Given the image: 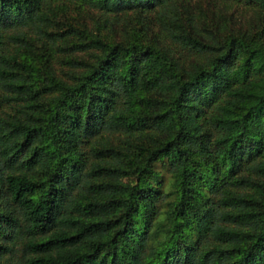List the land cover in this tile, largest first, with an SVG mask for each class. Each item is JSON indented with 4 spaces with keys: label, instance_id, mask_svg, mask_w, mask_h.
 I'll list each match as a JSON object with an SVG mask.
<instances>
[{
    "label": "trees",
    "instance_id": "1",
    "mask_svg": "<svg viewBox=\"0 0 264 264\" xmlns=\"http://www.w3.org/2000/svg\"><path fill=\"white\" fill-rule=\"evenodd\" d=\"M193 1L0 0V264H264V0Z\"/></svg>",
    "mask_w": 264,
    "mask_h": 264
},
{
    "label": "rangeland",
    "instance_id": "2",
    "mask_svg": "<svg viewBox=\"0 0 264 264\" xmlns=\"http://www.w3.org/2000/svg\"><path fill=\"white\" fill-rule=\"evenodd\" d=\"M196 2L200 4L198 7H196L198 15L202 18L203 24L210 28L212 21L214 20V17H216V20L222 16H226L227 18H230L231 16L233 19H237V15H234L233 13L239 10H236L235 6L229 5V3L224 2V0H195L192 2L193 6H196ZM67 10L64 13L65 18L67 21L75 28L80 29L83 31V34L76 33L75 35H71L72 37L68 39L67 44H71L75 41H78L79 36H83L86 33L90 34H97L100 33V31H105L102 24L99 23V12L90 8H80L77 3H74L72 1H67ZM236 21V20H235ZM123 21L121 20L120 23ZM124 23V22H123ZM237 23H239L237 21ZM245 24H240L239 26H244ZM133 24L131 22H127V30L130 31ZM216 26V24H215ZM61 29L58 27H55V31H63L66 32L67 29L62 24ZM114 27H119V23H116ZM150 34L158 35L159 29L158 27H154V31ZM58 45H60V50L57 49V52L59 55H67L70 57V53L72 52L71 49L68 48V50H63L62 47H65L61 44V41L58 42ZM20 45H17V47ZM23 50L26 49L24 45H21ZM56 47V46H55ZM33 51H37L39 53H45L48 52V45L41 43L40 41L36 42L33 46ZM64 51H67L64 52ZM81 55V54H80ZM75 56V54H73ZM168 181L170 177H167Z\"/></svg>",
    "mask_w": 264,
    "mask_h": 264
}]
</instances>
